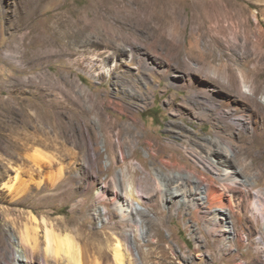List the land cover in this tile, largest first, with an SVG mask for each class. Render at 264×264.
<instances>
[{"label": "rangeland", "instance_id": "374dc122", "mask_svg": "<svg viewBox=\"0 0 264 264\" xmlns=\"http://www.w3.org/2000/svg\"><path fill=\"white\" fill-rule=\"evenodd\" d=\"M60 16L81 22L88 38L68 39ZM92 18L96 32L87 23ZM201 60L217 71L197 68ZM186 68L195 84L214 88L217 101L183 84ZM244 68L263 89L264 0H0V264L58 262L46 250V226L78 244L96 229L109 240L112 230L119 232L124 242L134 217L142 233L126 243L128 259L137 264L153 234L171 246L169 264H264V228L249 208L251 191H264V140L250 128L263 124L264 114L246 108L240 111L244 123L233 127L219 103L239 96L226 76L238 82ZM262 91L256 101L246 100L249 105L264 107ZM227 130L235 132L232 159L251 191L246 199L237 186L226 190L244 213L234 227L245 238H227L222 248L221 235L203 226L208 204L199 206L195 194L187 200L177 195L181 180L197 188L194 176L171 164L192 169V154ZM171 144L189 157H170ZM141 166L157 170L173 199H161L151 175L150 189H142ZM111 177L138 194L134 217L122 221L98 198L97 182L110 186ZM256 204L264 210V199Z\"/></svg>", "mask_w": 264, "mask_h": 264}, {"label": "bare ground", "instance_id": "6f19581e", "mask_svg": "<svg viewBox=\"0 0 264 264\" xmlns=\"http://www.w3.org/2000/svg\"><path fill=\"white\" fill-rule=\"evenodd\" d=\"M57 23L59 24L58 25L59 28L65 27V26L68 28L66 29L67 30L66 33L70 34V37L68 39L73 38V39H79L80 41H83L88 38V37L84 38L83 36L86 27H84L81 24V22L77 24V22L68 20V18H64V16H60ZM87 23L89 26H91V30L93 32H96L95 25L97 24V21L95 20V18L89 19V22ZM56 36L62 37L58 35ZM24 38L25 37H23V39ZM107 42L111 43L110 41H107ZM195 46L196 48L198 47L197 44ZM200 47L201 46H199V48ZM199 52L201 53L202 50L198 49V53ZM199 56L201 58L203 57V55L201 56V54H199ZM201 61H202L200 62L201 64L198 65L197 68L199 67L202 68L206 66L205 67L206 69L204 68L205 70L216 69L217 71V68L219 67L218 65H217L218 67L215 65L217 67L215 68L213 64L210 62L208 63L207 60L206 61L201 60ZM222 64H220V66H221L222 73L224 74L223 71H225L226 69L225 70L223 69L225 68L224 67L225 64L223 65ZM193 65H192V68L195 70ZM185 70H186L185 80H187V82H183L184 85H191V84L196 85L197 92H201L207 97H211L214 101L215 100L217 101L218 98L214 94V91H215L214 88H212L211 86L207 84L205 85L202 83L195 84L191 72L187 71V68ZM246 72L247 70L246 68H244V70L242 71V74L239 77L238 82L235 81L236 79L234 81L231 79V78L234 79V77L226 76V79H227L226 82H228L229 84H231V86H234L236 88L239 96L234 97V98L226 97L225 100L223 99L221 102H219L231 114L230 116L231 120L229 121V124L233 127L238 126V125L240 126V124L244 123V121H241L243 114L240 111H244L246 108H252L253 111H261V113L264 114V109H263L264 107L260 110L259 109L260 107L258 108V105L256 102H255L256 104L252 103V105H249L248 101H246V100H252L253 102L256 101L259 91L261 92L264 89V88L262 89V87L260 88L259 85H256L257 83L254 81V77L250 79ZM217 114H219L220 117H224V115H222V112H217ZM234 116H237V117H234ZM240 116L241 118H239ZM260 122L262 123V121ZM244 128L245 127H243V129ZM250 128L252 131V137H257V139H259L260 141L264 140V123L259 126L252 125V127ZM225 132H226V129H225ZM234 133L235 132H232V131H228L227 133H224V134L222 133L220 134L218 132L215 134L214 139L212 140L207 139L205 141L206 143L204 144L203 149L199 151L198 155L192 154L194 158L193 159L194 163L191 166L192 169H187L185 165H182L178 161L173 162V164H171V166L179 167L178 168L179 170L177 173L183 174L186 176H189V175L194 176V179L196 180V183H197V188L181 180L180 181L181 186H179L180 192L177 195H181V198H183V200H187V199H190L191 194H195V195H198L197 197L195 195L194 196L196 197L195 201H197L199 206H201L203 203L208 204L209 217L205 216L204 220H202L203 218L201 219L200 218L201 216H200L198 219L202 220L203 226L209 234L211 235L220 234L221 235V240L219 244L221 245L222 248L225 247V245H223L224 243L223 241H225L227 238H230V239L234 238L236 242L241 239L244 240L245 238L244 236H242L240 239L234 227L235 220H237V222H240L243 219L244 213L242 212V210L240 209L238 205L234 204V202L231 199V195L228 194L226 190L237 186L240 189L239 191L244 193L246 199H248V195H249L248 192L251 191V190L248 191L247 189L248 186H246V184L248 185V182H249L247 181L248 179L246 180V179H242L241 177H239L240 171L238 167L236 168L234 166V162H233L234 160L232 159V157L235 158L238 152L235 149ZM222 139L227 141V143H224V142L221 143L223 141ZM170 148L173 150V153L170 154V157L176 156L177 160L178 159L182 160L183 158L185 159V157L186 158L189 157V155L186 154L187 152L185 153V149L183 148L178 149L179 147L177 148L175 144H171ZM111 154H112V158H117V153H115V151L111 152ZM119 159L121 161L125 159L123 152L120 150H119ZM141 167H142V171L145 173L144 176L139 177V182H138L140 185L142 184L141 185L142 189L143 190L150 189L151 181H149L147 177L151 175L152 178H157L155 180H157V184L160 185L161 199L162 200L165 199L166 201L173 199L172 197L174 196L175 193L173 194L172 192H170L171 190L170 191L168 190V192L164 191L165 187L160 182L159 174L157 170L154 169L150 171L145 166L144 167L141 166ZM129 170L132 174H136L135 169L132 170V168L131 169L129 168ZM209 172H211V174H213L214 176L211 175ZM120 174L123 176V180H124L123 183L126 182L127 173L124 170H121ZM204 176L209 177V180L205 179ZM110 182H111L110 186L105 185L106 183L101 184L97 182L98 198L102 200L104 204H105V201L107 200L108 206L109 205L112 206V209L115 211L116 215H118L122 221L127 220L131 218L132 216L134 217V215H136V212H137L136 210L137 208L134 206V204L137 201V197L134 198V196L138 194L136 193L134 194L132 189H128L127 184H126L127 186L124 184V187L122 189L119 188L116 177H111ZM218 182L219 184H217ZM201 192L204 193V196H202ZM251 194H252V198L254 199L253 202L249 205V208L251 209L250 211L251 215L253 217L254 222L260 223L261 227L264 228V210L261 208V206L256 204V200L264 199V191L255 190V191H251ZM204 197L206 198V200H203ZM197 203H194L195 208L198 205ZM109 209L107 208V211L105 214H108V218L111 219L112 214H111V211H109ZM158 214H157V209L155 208V212H153L154 217L152 219L156 220ZM130 221L132 222L131 227L123 231V237L125 239L124 242H121V239L119 237L120 235H118L119 232L112 230L111 239L109 240L107 237L101 238L102 230L96 229V231L93 233L94 237L90 235L91 238L86 239L84 243L82 244L81 243L78 244V242L73 240V237L71 235L65 234L61 236L57 232H55L53 228L46 226L45 227V236H46V242H47L46 250L47 252L51 254L52 257H54L53 258L54 260L59 259L58 262H56L55 264H137L135 259L134 260H130V258L128 259V257L131 255V251H130L129 245L126 243V240H128L129 237L132 236L133 240L135 241L141 235L142 231H141V227L139 223L140 221L138 218L134 217ZM101 227H102L101 229H104L105 225ZM110 228L114 229L111 226ZM153 236L149 238V240L146 242V245L148 247L145 250H140L141 264H148L149 262L151 264H169L170 262L167 260L168 259L167 247L169 246L168 248H171V246L168 245L167 247H165L161 245L162 240L158 238L154 239ZM155 254H158V256H156ZM157 258H158V261H155V259ZM126 259H128V262ZM24 261H26V259H24ZM44 264H47V263H44Z\"/></svg>", "mask_w": 264, "mask_h": 264}]
</instances>
